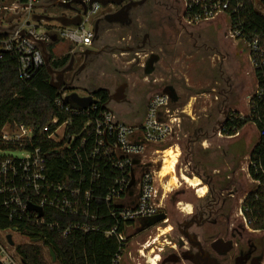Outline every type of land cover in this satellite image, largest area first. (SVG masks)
<instances>
[{
    "label": "built area",
    "instance_id": "1",
    "mask_svg": "<svg viewBox=\"0 0 264 264\" xmlns=\"http://www.w3.org/2000/svg\"><path fill=\"white\" fill-rule=\"evenodd\" d=\"M40 1L28 0L19 8L25 7L23 9L31 13ZM76 1L52 2L72 4L78 12L76 15L82 17L77 25H64L57 18L58 25L44 28L39 19L35 24L26 19L20 26L0 28V33L6 36L2 48L17 55L22 79L30 80L46 66L41 43L48 46L64 39L71 42L74 50L93 45L98 20L96 15L103 5L91 3V0H81L83 4ZM182 1L188 25L213 19L222 12L229 14L231 5V0ZM240 7L242 3H237L232 12H237ZM3 8L7 6L1 4L0 11ZM239 26L231 27V33L246 40ZM54 36L57 38L55 42ZM248 44L256 71L264 64V47L258 36ZM61 91L55 99L56 106L63 113L77 117L76 120L69 118L61 121L55 117L41 129L40 134L25 124L7 123L0 129V212L10 221L45 224L61 237L73 231L103 232L119 243L113 264H160V254L154 253L153 258H149L143 249L148 245L136 247L134 239L159 224L147 226L152 217L164 212V199L168 194L164 196L160 192V186L164 185L161 174L163 152L170 147H179L176 142L168 143L179 136L184 118L190 113L184 107L176 106L172 97L161 91L151 96L141 121L128 123L110 106V101L103 103L94 94V102L84 109L66 101L72 91ZM263 94L257 86L250 99V110L256 104L253 97L261 99ZM245 116L233 111L225 121ZM225 121L217 132L218 136H238L240 131L231 134ZM71 125L79 128V132L69 133ZM181 154L176 167L182 178L183 168H179ZM251 164L255 166L250 161L249 167ZM64 165H67V172L59 175L62 172L60 167ZM186 167L189 168L188 163ZM255 182L261 184L260 180ZM180 184L181 180L174 188ZM31 206L35 209H30ZM39 209L42 210L41 216ZM55 215L62 218L57 219ZM167 218L160 224L167 222ZM5 231L11 235L10 231L26 235L17 229H0V232ZM7 237L8 232L6 244L0 239V264H19L16 257L9 253L13 245Z\"/></svg>",
    "mask_w": 264,
    "mask_h": 264
},
{
    "label": "rangeland",
    "instance_id": "2",
    "mask_svg": "<svg viewBox=\"0 0 264 264\" xmlns=\"http://www.w3.org/2000/svg\"><path fill=\"white\" fill-rule=\"evenodd\" d=\"M253 1L257 10L260 11L259 2ZM157 2L158 4L150 1L137 9L134 13V22L130 26L116 24L101 27L95 46L103 49L104 54L91 65L74 74L82 63L77 60L74 64V69L77 68V70L66 73V80L70 82L74 77L71 85L76 88L73 91L82 97L98 88L107 89L110 94H113L121 84L126 83L127 98L122 102L110 101V106L118 112L121 119L128 123L141 121L151 96L164 91L168 86H174L180 96L176 106L189 105L190 96L197 95L191 112L195 119H198L194 122L187 119L179 136L168 143L169 145L174 142L178 144L182 153L179 168H183L185 175L192 177L190 168L186 167L188 141L195 135L204 133L199 130L201 125H204L205 129L209 128L208 133L211 134L215 127L216 132L220 131L230 112L237 111L241 115L250 113V99L257 91L255 66L251 59V48L248 42L232 35L228 13L222 12L213 19L188 25L184 19L185 6L182 0H157ZM3 5L7 6L0 11V28L3 29L20 26L26 19L32 24L40 20V24L45 28L58 25L59 16L73 17L78 13L75 9L63 7L51 0H41L31 13L23 9L25 7L19 8L15 3L6 2ZM111 10V5H103L96 18L105 16ZM130 36H133V39H130ZM144 39H146L145 51H137L141 55L140 58L134 52L127 51L129 45L136 48ZM52 50L57 57L68 53L72 56L76 53L73 51L71 42L64 39L55 42ZM150 50L158 52L161 59L156 63L154 71L146 74L145 66L151 54ZM246 94H248L247 100ZM225 98L227 101H224ZM235 107L238 110L233 109ZM206 115L207 118H205ZM241 132L242 135L232 140L226 136L218 137L221 145L217 149L216 158L204 156L202 166L194 164L197 170L203 172L206 181L212 180L210 189L218 198L226 200L224 211L228 221L223 222L224 228L227 229V225L235 226L238 233H244L246 238L255 241L259 248V255L263 256L262 264H264V231H254L248 219L244 218L246 215L242 210L245 198L257 188V183L249 171V156L258 142L259 133L253 122L247 123L240 130ZM203 137L204 135H200V142L196 145L197 152H200L199 150L203 147L204 141L201 142ZM224 149L228 157L240 166L235 182L232 184L227 180L226 173H213L215 166L222 167L224 156L221 158L219 152L224 153ZM196 160L197 158L194 161ZM174 173L180 180V171L177 167ZM170 178V174L166 175L163 179L164 185L160 186V192L163 195L168 193L164 195L166 197L164 212L167 214L168 221L159 223L134 239L136 247L148 245L143 249L149 258H153L154 253L162 256L171 251V242H176L179 237L177 220L187 213L184 205L191 206L206 199L205 196H198L197 190L183 179L178 188L169 192V185L167 186L166 182ZM207 187L209 190L208 185ZM180 190L184 191L183 194L173 198L175 192ZM167 228L171 229L164 232ZM7 232L9 235V231L0 232V239L4 244H6ZM10 232L15 245L9 248V253L16 257L19 264H23L16 246L30 241V237L16 231ZM45 252L47 253V250ZM51 264H59V262L51 261Z\"/></svg>",
    "mask_w": 264,
    "mask_h": 264
},
{
    "label": "trees",
    "instance_id": "3",
    "mask_svg": "<svg viewBox=\"0 0 264 264\" xmlns=\"http://www.w3.org/2000/svg\"><path fill=\"white\" fill-rule=\"evenodd\" d=\"M255 1L259 2L262 11L257 10L253 0H231L228 12L231 27L234 28L239 24L248 43L258 36L261 46L264 47V0ZM6 2L22 7L28 0H0V5ZM237 3H242V7L233 13L232 8ZM5 37L0 33V129L7 123H17L30 126L40 134L41 129L55 117H59L61 121L69 118L76 120L77 117L63 113L56 106L55 99L62 91L53 86L52 75L46 66L39 69L30 80L22 79L17 55L2 48ZM53 45L54 43L48 45V51L52 54L50 64L55 70L63 69L69 64L71 54L57 57L52 50ZM255 76L258 88L264 92V64L256 69ZM94 91L103 103L110 101V93L107 89L98 88ZM254 101L256 104L248 115L233 121L227 119L225 126L231 134L240 131L250 122L257 127L259 140L249 158L255 166L251 164L249 171L253 179L260 180L261 184L245 198L242 210L253 229L264 230V94L261 99L253 97V103ZM77 132L79 128L73 125L69 127V133ZM60 169L62 172L59 175H63L67 172V165ZM183 192L176 191L173 198L182 195ZM54 217L62 218L60 215ZM0 229H17L30 237V241L16 246L23 264H51V261H54L51 251L59 264H113V258L119 249L117 240L105 236L103 232L73 231L61 237L56 230L49 229L45 224L10 221L1 212Z\"/></svg>",
    "mask_w": 264,
    "mask_h": 264
},
{
    "label": "flooded vegetation",
    "instance_id": "4",
    "mask_svg": "<svg viewBox=\"0 0 264 264\" xmlns=\"http://www.w3.org/2000/svg\"><path fill=\"white\" fill-rule=\"evenodd\" d=\"M150 1H154L158 4L157 0H145L141 5L132 6L129 9H126L127 21L130 22L129 25L116 22L117 20L122 19V13H124V11L112 16L111 19H113V22H109L104 16H100L98 18L100 20L99 30L96 34L93 45L83 50L73 49V51H78L75 53L74 64L77 60H80L82 63L79 67L83 66V68H85L95 62L97 58L105 52L103 49H98L95 46V41L100 28L105 25L116 24L130 26L134 22L135 11ZM128 3L129 0H125L120 5L112 4V10L108 13H116ZM130 39H133V36H130ZM145 46L146 39H144L142 44L138 45L136 48L129 45L127 51L129 53L134 52L136 56L140 58L141 55L137 51H145ZM83 51L88 52L84 53ZM150 51L151 54L147 58L146 64L153 54H158L161 59V55L158 52H155V50ZM77 68L72 71L77 70ZM127 86L126 83L121 84L114 93L122 90L121 94L127 98ZM205 197V200L191 204V211L187 212L183 218L177 220V233L179 237L176 242H171V251L162 255L161 262L165 260V264H262L263 256L259 255V248L255 241L246 238L244 233H238L235 226L232 227L227 225V229L224 228L223 222L228 221V217H225L224 211L226 200L218 198L213 190H210ZM244 218L246 219L245 216ZM253 230L258 231L257 229ZM181 238L184 241L182 245H180Z\"/></svg>",
    "mask_w": 264,
    "mask_h": 264
},
{
    "label": "water",
    "instance_id": "5",
    "mask_svg": "<svg viewBox=\"0 0 264 264\" xmlns=\"http://www.w3.org/2000/svg\"><path fill=\"white\" fill-rule=\"evenodd\" d=\"M124 1L125 0H91V3L99 2V3H101L102 5L105 6V5H109V4L120 5ZM144 2H145V0H140V1L129 0V3L126 4L121 10H119L116 13H108V14H106L104 16V18L107 21H109V22H113V19H111V17L119 14L122 11H124V13H122L123 14L122 19H119L116 22H120L122 24L129 25L130 22L127 21V17H126L127 10L126 9H129L132 6L141 5ZM76 3H82V1L78 0V1H76ZM58 4L63 6V7L74 9L73 5L70 4V3L69 4H63V3L58 2ZM84 6H85V11L84 12L86 13L87 7H86V5H84ZM58 20L64 25H71V24L77 25V24H79L81 22L82 17H81V15H76V16H73V17L62 15V16L58 17ZM99 21L100 20L98 19L96 21V24H95L96 34L98 33V30H99ZM23 35H24V33H23ZM26 36L28 38L31 37V35H29V34H26ZM56 40H57V38L54 36L53 37V41L55 42ZM41 46H42V49H43V52H44V55H45V65H46L49 73L52 75L53 86L56 89H64V90L72 91V93L70 95H68L67 98H66L67 102L74 103L78 107H81V108H84V109L89 107L94 102L93 95L95 94V91H90L88 97H82L77 92L73 91L76 88V86H72L71 85L72 82H73L74 77L72 78V80L70 82H68L65 79V74L67 72H70V71H72L74 69L75 54L72 55L71 60H70L69 64L66 67H64L63 69H60V70H55V69L52 68V66L50 64V61H51V58H52V54L48 51V46L45 43H41ZM83 52L87 53L88 51H83ZM159 59H160V56L158 54H153L148 59L146 67H145L146 74H151L154 71L155 64L157 62H159ZM82 69H83V66L79 67V69L74 74H76L77 72H80ZM164 92L169 94L172 98H174L175 90H174V88L172 86L166 87L164 89ZM121 93H122V90H119L116 93L111 94L110 95V101H115V102L124 101L125 100V96L122 95ZM30 209H35V207L31 206ZM39 212H40V216H41L42 215V210L39 209ZM166 218H167L166 213L162 212V213L152 217L148 221L147 226H153V225H155L157 223H160V222L164 221ZM7 238H8L9 243L11 245H14V240L12 239V235L9 234ZM183 243H184V241L181 238L180 239V245H182ZM51 254L53 255L54 261H55L56 258H55L54 253L52 251H51ZM160 264H165V260H163Z\"/></svg>",
    "mask_w": 264,
    "mask_h": 264
},
{
    "label": "crops",
    "instance_id": "6",
    "mask_svg": "<svg viewBox=\"0 0 264 264\" xmlns=\"http://www.w3.org/2000/svg\"><path fill=\"white\" fill-rule=\"evenodd\" d=\"M48 1H50V0H48ZM172 87L175 90V95H174V98H172V99H173L174 104L176 105V104H178L180 96L177 94L178 92H177L176 88L174 86H172ZM247 96H248V94H246V100H247ZM190 98H189V100H190L189 101V105L183 106L187 110L188 113L190 111V114L186 115L185 118H184V121H183V126L184 127H185V121L187 119H189L192 122H194V121H196L198 119V118L195 119V117L192 115V112H191L192 105L197 100V95H192V96H190ZM224 101H227L226 98L224 99ZM233 109H235V110L237 109L238 110V108H236V107L233 108ZM224 115H225V113H224ZM205 118H207V115L205 116ZM205 121L207 122V120H205ZM199 130H202L204 132V133L200 134V135H204V137L202 138L203 140H201V142L204 141L203 142V147L199 150L200 152L196 151V145L200 142V135H195V137H193L192 140L188 141V145H187V162H188L189 168L191 170L192 177L199 178L203 185H208L209 186V190H207V193H206V195H207L208 192L211 190L210 189L211 188L210 185H211V181L212 180L211 179L209 181L204 180L203 172H200L199 170H197L196 169V165L197 166H202V164H203L202 157H204V156H209L210 158H212V157L216 158L217 149L220 148L219 146L221 145V142L219 141L218 137H220V136L217 135L216 127L213 129L211 134L208 133L209 132L208 131L209 128L205 129L204 125H201L199 127ZM244 130H245V128H244ZM239 135H242V132ZM238 136H236V137H238ZM236 137H231L229 139L232 140V139H234ZM258 140H259V137H258ZM174 149H179V151L181 152L179 147H175ZM195 151H196L197 154L195 153ZM219 155H220L221 158H223V156H224L223 164H222L221 168L218 167V166H215L214 169H213V173L214 174H219V173H222V172L226 173L227 174V176H226L227 180L229 181V183L232 184V182H235V178L238 175V172L240 170V166L234 160H232V159H230L228 157L227 151L225 149H224V153L221 151V152H219ZM178 157H179V155H178ZM178 157H177V160H178ZM198 157H200V158H198ZM195 158H197L196 161H194ZM175 168H176V165H175ZM213 180H214V178H213ZM166 183H167V186H168V181ZM168 187H169L168 189H172V188L175 187V185L172 186V187L171 186H168ZM200 197H204V196H200Z\"/></svg>",
    "mask_w": 264,
    "mask_h": 264
},
{
    "label": "bare ground",
    "instance_id": "7",
    "mask_svg": "<svg viewBox=\"0 0 264 264\" xmlns=\"http://www.w3.org/2000/svg\"><path fill=\"white\" fill-rule=\"evenodd\" d=\"M163 154H164V160H163V168H162V171H161L162 176L165 177L168 174L171 175V178L168 180V185L169 186L172 187L174 185H179L178 176L174 173L175 165L178 162L177 157H178V155H180L179 149H174V148L170 147V148L165 149ZM181 179H183V181L188 183L190 186L194 187L197 190L198 196L199 195L200 196H205L206 195L208 187H207V185H203L199 178H197V177H189V176L183 175V177ZM184 209H186L187 212H190L191 211L190 204L184 205ZM169 229H171V228L165 229L164 232H167Z\"/></svg>",
    "mask_w": 264,
    "mask_h": 264
}]
</instances>
